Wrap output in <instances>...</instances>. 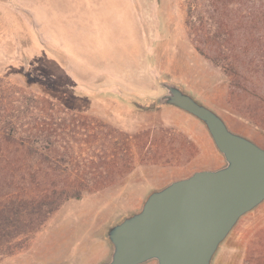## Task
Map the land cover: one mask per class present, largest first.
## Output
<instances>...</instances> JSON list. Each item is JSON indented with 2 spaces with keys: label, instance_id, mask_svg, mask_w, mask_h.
<instances>
[{
  "label": "rangeland",
  "instance_id": "rangeland-1",
  "mask_svg": "<svg viewBox=\"0 0 264 264\" xmlns=\"http://www.w3.org/2000/svg\"><path fill=\"white\" fill-rule=\"evenodd\" d=\"M165 81L264 148V0H0V207L83 193L0 264L107 261L152 190L225 165ZM218 254L264 264V203Z\"/></svg>",
  "mask_w": 264,
  "mask_h": 264
},
{
  "label": "water",
  "instance_id": "water-1",
  "mask_svg": "<svg viewBox=\"0 0 264 264\" xmlns=\"http://www.w3.org/2000/svg\"><path fill=\"white\" fill-rule=\"evenodd\" d=\"M157 106L175 107L209 133L225 165L152 190L136 212L107 228L109 259L98 264H213L238 222L264 203V148L171 82Z\"/></svg>",
  "mask_w": 264,
  "mask_h": 264
},
{
  "label": "trees",
  "instance_id": "trees-1",
  "mask_svg": "<svg viewBox=\"0 0 264 264\" xmlns=\"http://www.w3.org/2000/svg\"><path fill=\"white\" fill-rule=\"evenodd\" d=\"M82 191H62L39 201L12 200L0 207V263L21 247L18 239L37 233L48 219L71 199L80 200Z\"/></svg>",
  "mask_w": 264,
  "mask_h": 264
},
{
  "label": "crops",
  "instance_id": "crops-1",
  "mask_svg": "<svg viewBox=\"0 0 264 264\" xmlns=\"http://www.w3.org/2000/svg\"><path fill=\"white\" fill-rule=\"evenodd\" d=\"M99 245H100V247L98 249L99 250V254L105 255V257H107V259H108L109 256H110V252H111L110 247L106 246V244H104V242L102 240L99 241ZM220 255L221 254H218V256L214 260L213 264H233V262L231 261L232 260L231 254H228L229 256H226L227 254H224V256L223 255L220 256ZM146 264H157V263L155 261H151V262H148Z\"/></svg>",
  "mask_w": 264,
  "mask_h": 264
}]
</instances>
